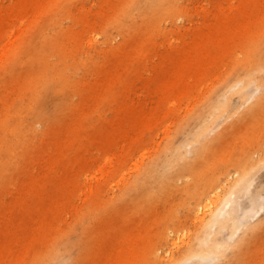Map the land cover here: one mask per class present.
<instances>
[{"label": "rangeland", "instance_id": "374dc122", "mask_svg": "<svg viewBox=\"0 0 264 264\" xmlns=\"http://www.w3.org/2000/svg\"><path fill=\"white\" fill-rule=\"evenodd\" d=\"M263 48L264 0H0V264H170L199 232L225 241L235 226L212 218L233 158L257 161L264 198V67L245 65ZM212 112L205 172L138 188L153 164L192 158ZM225 164L228 188L198 204ZM250 220L214 264H264V209Z\"/></svg>", "mask_w": 264, "mask_h": 264}, {"label": "bare ground", "instance_id": "6f19581e", "mask_svg": "<svg viewBox=\"0 0 264 264\" xmlns=\"http://www.w3.org/2000/svg\"><path fill=\"white\" fill-rule=\"evenodd\" d=\"M245 65L248 67L251 66L253 70L259 67H264V48L260 50L252 60H247ZM252 99L253 94L249 96L248 100L251 101ZM255 104L257 105L256 108H254ZM255 104L253 105V109L256 111L260 106H264V92H262L261 95L257 97ZM225 106L226 100L222 98L219 102V107L224 108ZM11 117L12 115L8 113V119L5 120L7 121L5 124H7L12 133L22 134V130L19 129V126L22 125V120L20 121V118L18 117L14 121H11ZM211 117V121L207 122V118L204 117V114H201L199 117L200 120L198 121L197 130L192 133L194 139L190 140V142H186L190 145V148L187 150V154L192 155L190 160H187L186 156H184L183 162H179L178 164H173V162L168 159L160 164H153L143 172L139 179L138 188L148 192L149 194H154L155 191L166 193L170 192L174 186V179L177 176H181V173L178 172L177 169L173 170V166L176 168L179 167V169L184 168V170H190V172H205L207 158L211 155V152L209 151V141L205 138L208 136L209 132L217 129L220 124L218 122V114L212 112ZM226 130L227 129L224 128L223 131ZM179 148V146H174L171 143V151L176 152L179 150ZM232 164L236 166V171L237 169L242 170L241 176L236 181V183L224 193L223 202L217 205L214 209L212 219H214V224L217 225H215V230H225L230 224L235 226L234 232L230 234L225 241H219L217 238H213L212 234L209 235L199 232L196 236L195 243L191 244L183 253V259L180 257L172 258L170 264H186L190 260H199L201 264H214V261L218 260V257H221L220 253L227 250L231 246V243L229 242L234 241L238 235L242 233V231H245L252 226V223H250V217L253 215V213L260 212L264 209V198H261L263 199L261 202H256L254 200L255 198H253L252 192L256 171L258 170L257 161L253 160L250 153L245 154L243 152L242 156H237L232 159ZM228 172L229 170L226 164L223 167L221 166L218 170L213 171L214 175L211 176L210 179H207L203 187L201 184L198 188V204L202 203L203 199L206 197V191L203 190L204 187L210 188L211 192L214 194H216L215 190H225L228 188V178L230 176ZM239 196L248 197V206L246 209L243 208L244 211H241V213L238 212L240 210L237 209L236 204L237 198ZM200 205L198 207H200ZM204 224L205 223L203 222V225Z\"/></svg>", "mask_w": 264, "mask_h": 264}]
</instances>
